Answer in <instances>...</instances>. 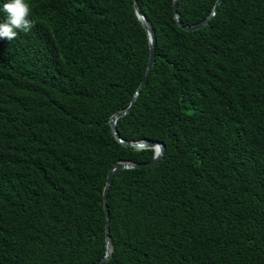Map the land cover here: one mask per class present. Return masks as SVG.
<instances>
[{"label": "trees", "instance_id": "obj_1", "mask_svg": "<svg viewBox=\"0 0 264 264\" xmlns=\"http://www.w3.org/2000/svg\"><path fill=\"white\" fill-rule=\"evenodd\" d=\"M215 1L178 0L181 22ZM27 2L35 26L0 40V264H92L110 167L154 154L109 124L144 76L148 36L133 0ZM138 3L155 61L117 131L165 150L115 174L104 264H264V0H222L194 31L173 0Z\"/></svg>", "mask_w": 264, "mask_h": 264}, {"label": "water", "instance_id": "obj_2", "mask_svg": "<svg viewBox=\"0 0 264 264\" xmlns=\"http://www.w3.org/2000/svg\"><path fill=\"white\" fill-rule=\"evenodd\" d=\"M222 2V0H216L215 4L212 8V10L199 22L193 24V25H184L179 17V12H178V0H173V13H174V19L176 20L177 24L185 29L186 31H194L197 29H200L202 27H204L205 25L208 24V22L210 21V19L215 15L216 13V8L217 6ZM133 7H134V11L135 14L138 18V20L141 22L142 26L144 27L147 36H148V41H149V58H148V62H147V66H146V70L144 73L143 78L141 79L140 83L138 84L129 105L112 114L110 116L109 119V124L111 126L113 135L115 137V139L121 143L123 146L126 147H132L138 150L141 149H153L154 150V154L153 157L146 162H139V163H134V162H130V161H119L114 163L108 173H107V178H106V183L103 189V207L105 209V214H106V222H105V251L104 254L102 255V257L92 263V264H104L106 261H108V259L111 256V240H110V235H109V213H108V208H107V193L109 190V187L113 181V178L115 176V174L123 169H134V168H140V167H144V166H151L154 165L156 163H158L161 158L163 157L164 154V150H165V145L162 141H157V140H151V139H139V140H127L124 139L123 137H121V135L119 134V132L117 131V121L120 117H123L125 115H127L132 108L134 107L137 98L139 96V93L141 91V89L145 86L147 79L151 73V70L153 68L154 65V61H155V53H156V46H157V40H156V34H155V29L151 23V21L147 18V16L142 12L138 0H133Z\"/></svg>", "mask_w": 264, "mask_h": 264}, {"label": "clouds", "instance_id": "obj_3", "mask_svg": "<svg viewBox=\"0 0 264 264\" xmlns=\"http://www.w3.org/2000/svg\"><path fill=\"white\" fill-rule=\"evenodd\" d=\"M3 11L7 14L0 23V40H13L19 32H29L35 22L31 19L32 8L27 0H7L3 4Z\"/></svg>", "mask_w": 264, "mask_h": 264}]
</instances>
